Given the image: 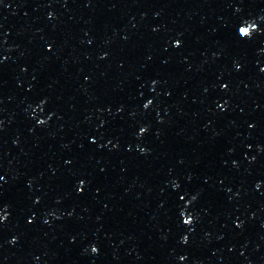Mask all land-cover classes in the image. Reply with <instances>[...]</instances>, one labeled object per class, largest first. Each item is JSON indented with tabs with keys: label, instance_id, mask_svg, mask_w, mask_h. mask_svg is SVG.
Instances as JSON below:
<instances>
[{
	"label": "water",
	"instance_id": "water-1",
	"mask_svg": "<svg viewBox=\"0 0 264 264\" xmlns=\"http://www.w3.org/2000/svg\"><path fill=\"white\" fill-rule=\"evenodd\" d=\"M215 2L0 0V264H164Z\"/></svg>",
	"mask_w": 264,
	"mask_h": 264
},
{
	"label": "snow or ice",
	"instance_id": "snow-or-ice-1",
	"mask_svg": "<svg viewBox=\"0 0 264 264\" xmlns=\"http://www.w3.org/2000/svg\"><path fill=\"white\" fill-rule=\"evenodd\" d=\"M253 24H254V23H253ZM254 25H255V24H254ZM255 31H258L257 26L252 27V26L248 25L247 21H245V26H244V27H241V26L238 27L237 35H238L239 37H243V38H245L246 40H250V39L253 37ZM180 45H181V41L177 40V41H176V46L179 47ZM224 87H227V86L225 85ZM151 103H152L151 101L148 102V104H151ZM148 104H146L145 107H147ZM39 123H40V124H44L45 122H44V121H40ZM145 131H146L145 128H141V129H140V132H141V133H144ZM93 143H95V141H93ZM253 159H254V158H253ZM4 180H5V177H4L3 175H0V182H3ZM80 183L83 184L84 181H81ZM0 187H2V183H0ZM177 187H179V186L177 185ZM259 187H260V185L257 184V188H259ZM180 199L183 200V199H185V197H184V196H181ZM192 199L195 200L196 197L193 196ZM36 203H39V200H37ZM7 219H8V216H7V215H5V214H0V223L5 222ZM28 222H29V223H32V220H29ZM45 223H48V221L46 220ZM183 223L186 224V225H190V224L192 223V217H191V216H187V217H185ZM236 226H237V227H240L239 224H237ZM183 239H184V242L187 243L188 237L185 236ZM15 242H16L15 239H13V243H15ZM91 251H92V253H97V252H98V248L95 247V246H93V247L91 248ZM180 259H181V260H184V259H186V257H183V256H182Z\"/></svg>",
	"mask_w": 264,
	"mask_h": 264
}]
</instances>
